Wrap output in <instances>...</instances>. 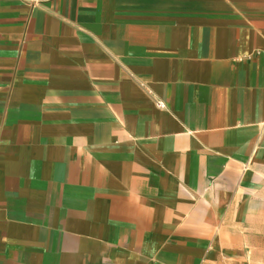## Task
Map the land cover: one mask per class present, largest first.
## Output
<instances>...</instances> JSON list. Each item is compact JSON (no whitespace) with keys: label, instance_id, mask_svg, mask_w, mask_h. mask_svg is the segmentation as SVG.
Segmentation results:
<instances>
[{"label":"crops","instance_id":"1","mask_svg":"<svg viewBox=\"0 0 264 264\" xmlns=\"http://www.w3.org/2000/svg\"><path fill=\"white\" fill-rule=\"evenodd\" d=\"M263 173L264 0H0V264H237Z\"/></svg>","mask_w":264,"mask_h":264},{"label":"rangeland","instance_id":"2","mask_svg":"<svg viewBox=\"0 0 264 264\" xmlns=\"http://www.w3.org/2000/svg\"><path fill=\"white\" fill-rule=\"evenodd\" d=\"M250 197L258 217L251 225L253 232H248L247 239L238 248L237 264H264V173L259 175Z\"/></svg>","mask_w":264,"mask_h":264},{"label":"built area","instance_id":"3","mask_svg":"<svg viewBox=\"0 0 264 264\" xmlns=\"http://www.w3.org/2000/svg\"><path fill=\"white\" fill-rule=\"evenodd\" d=\"M160 105H162V104H160Z\"/></svg>","mask_w":264,"mask_h":264}]
</instances>
